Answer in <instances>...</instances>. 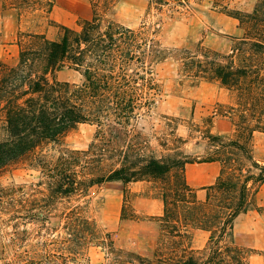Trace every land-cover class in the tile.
Returning a JSON list of instances; mask_svg holds the SVG:
<instances>
[{"label": "trees", "instance_id": "obj_1", "mask_svg": "<svg viewBox=\"0 0 264 264\" xmlns=\"http://www.w3.org/2000/svg\"><path fill=\"white\" fill-rule=\"evenodd\" d=\"M230 1L212 0L237 21L239 34L231 37L226 52L198 45L194 51H168L147 29L102 24L95 12L79 31L63 26L58 40L41 33L19 40L16 62L0 66V171L30 156L45 179L46 193L14 198L8 188H0V202L9 211L6 217L0 215V225L9 227L0 234L4 264H59L64 252L78 254L92 241L107 246L117 264H247L252 250L236 243L233 224L264 183V160H255L251 153L254 132L264 135V0H254L249 10L230 7ZM169 54L178 61L180 73L214 80L233 97L223 115L231 118L234 136L204 132L207 150L200 162L216 161L220 172L202 188L203 199L185 179L184 168L192 158L176 150L156 156L131 127L155 104L158 85L152 66ZM64 69L79 73L80 82L57 79ZM82 123L97 127L96 140L85 150L62 148L54 160L41 153ZM109 181L157 183L163 204L156 216L160 242L150 255L99 238L95 222L80 204L64 214V236L48 238L54 201L85 196L90 187ZM187 226L208 232L201 251L185 244ZM32 238H38L34 245Z\"/></svg>", "mask_w": 264, "mask_h": 264}, {"label": "rangeland", "instance_id": "obj_2", "mask_svg": "<svg viewBox=\"0 0 264 264\" xmlns=\"http://www.w3.org/2000/svg\"><path fill=\"white\" fill-rule=\"evenodd\" d=\"M253 2L231 0L229 6L249 10ZM94 12L104 20L102 24L111 21L126 28L147 29L150 38L168 51L176 48L194 51L198 45L226 52L231 37L239 34L237 21L221 12L212 0H0V66L16 62L18 42L27 34L41 33L48 39L58 40L63 26L79 31L83 21L90 19ZM152 75L158 85L155 104L133 120L131 127L148 141L156 156L176 150L189 155L192 163H200L207 150L206 129L213 134L234 136L231 118L223 115L233 105V97L218 82L183 75L171 54L153 64ZM56 77L72 83H79L81 79L79 73L69 69L57 72ZM96 133L95 124H79L58 144L41 148V153L54 160L62 148L85 150L96 140ZM251 153L255 160H264L261 132L253 134ZM2 187L8 188L14 198H39L46 193L45 179L30 156L0 171ZM158 188L157 183L148 181L125 185L121 181H109L90 187L85 196L54 201L49 206L48 238L64 236V214L80 204L84 206V214L95 222L99 238L106 241L110 238L116 248L128 252L150 255L160 242L161 224L156 216L162 213L163 204L157 197L160 196ZM195 191L198 199L204 198V189ZM251 201L252 205L234 220L233 236L238 245L252 250L247 264H264V183L253 192ZM7 212L8 205L0 202L1 217H6ZM186 228L185 244L201 251L206 246L208 232ZM8 230L9 227L0 225V234ZM40 232L47 236L44 229ZM37 240L32 238L29 242L34 245ZM26 247L29 246L19 251ZM4 260L0 255V264ZM57 261L59 264H117L107 246L93 241L78 254L64 252V257Z\"/></svg>", "mask_w": 264, "mask_h": 264}, {"label": "crops", "instance_id": "obj_3", "mask_svg": "<svg viewBox=\"0 0 264 264\" xmlns=\"http://www.w3.org/2000/svg\"><path fill=\"white\" fill-rule=\"evenodd\" d=\"M229 124L227 128H229ZM220 172V164L216 161L187 163L184 174L187 184L195 189L201 190L203 187L212 184Z\"/></svg>", "mask_w": 264, "mask_h": 264}]
</instances>
